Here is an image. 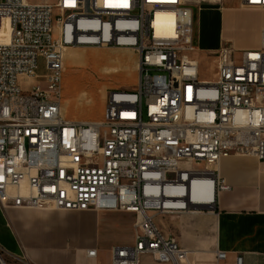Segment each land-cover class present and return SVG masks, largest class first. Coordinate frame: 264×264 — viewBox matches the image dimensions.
Wrapping results in <instances>:
<instances>
[{"label":"built area","instance_id":"built-area-1","mask_svg":"<svg viewBox=\"0 0 264 264\" xmlns=\"http://www.w3.org/2000/svg\"><path fill=\"white\" fill-rule=\"evenodd\" d=\"M215 3L0 0V31L9 22L8 33L0 32V207L135 212V243L113 248L111 264H140L144 254L187 264V252L147 213L211 207L228 189L217 170L223 158L264 161V30L258 50L215 52L217 81L201 83L192 58L195 9ZM243 5L264 8V0ZM157 13L172 15V35L155 33ZM65 47L136 49L138 88L112 91L99 122L66 121ZM203 180L211 181L212 202L190 205L193 183ZM0 264L32 263L0 247Z\"/></svg>","mask_w":264,"mask_h":264},{"label":"crops","instance_id":"crops-1","mask_svg":"<svg viewBox=\"0 0 264 264\" xmlns=\"http://www.w3.org/2000/svg\"><path fill=\"white\" fill-rule=\"evenodd\" d=\"M28 1L46 5L57 2ZM196 11L200 12L197 26L194 24V44L197 43L198 51L217 52L224 46L236 51L260 48L264 8L245 7L243 0H219V3L196 8L195 16ZM237 23L245 25L250 33L238 42L226 37V32L238 30ZM218 25L219 33L213 34L211 30ZM0 32L8 33V20L3 21ZM88 48L93 47L64 48V66L88 50L98 52L104 60L101 71L110 73L102 74L106 80L102 85L104 100L111 90L138 88L139 53L136 49ZM197 53L192 54L193 59ZM117 64L126 67H116ZM115 74L121 77L110 84L108 80ZM60 107L61 116L68 122H99L80 119L72 112L70 101L61 99ZM217 170L228 189L218 192L214 205L207 210L148 212L147 215L163 236L174 239L187 252V264H232L237 255L242 257L243 264H264V161L253 155H233L223 158ZM140 220L138 213L123 210L0 207V247L10 255L25 257L32 264H111L113 248L134 245L136 224ZM91 250H95V256L88 255ZM217 251L225 252L226 259L218 260ZM139 263L173 264L158 262L147 254L140 257Z\"/></svg>","mask_w":264,"mask_h":264},{"label":"rangeland","instance_id":"rangeland-1","mask_svg":"<svg viewBox=\"0 0 264 264\" xmlns=\"http://www.w3.org/2000/svg\"><path fill=\"white\" fill-rule=\"evenodd\" d=\"M35 2H39L41 0H32ZM55 1V0H50ZM197 12V11H196ZM200 12H197L195 16V25L197 26L199 20ZM238 24V30L233 33L226 32V37H232L237 42L246 38L250 33L246 31L245 25L244 27ZM213 34L219 33V25L211 30ZM247 34V35H246ZM245 36V37H244ZM240 47V44L237 43ZM197 43H195V47ZM88 49H95L88 48ZM196 57L193 61L198 65L199 72V80L214 82L217 79L216 74L218 73L219 68V59L218 55L215 52H200L196 50ZM120 59V58H119ZM115 62V61H114ZM121 62V59L120 61ZM104 60L98 56V52L88 50L87 53L83 54L82 57L77 60L71 61L68 65L64 66V82L62 84V101H70L71 109L76 115L80 117V119H89V120H103L104 118V110L106 107L108 95L112 92L109 91L106 99L104 100V91L102 85L106 81L103 80L102 74H110L104 73L101 71ZM68 67V68H67ZM116 67H126L123 65H116ZM67 68V69H66ZM121 75L115 74L111 78H109L110 84H114L116 78H120ZM108 84V82L106 83ZM143 119H146L145 109L143 111ZM194 167L201 168L199 165H193ZM9 263L8 260H6Z\"/></svg>","mask_w":264,"mask_h":264},{"label":"bare ground","instance_id":"bare-ground-1","mask_svg":"<svg viewBox=\"0 0 264 264\" xmlns=\"http://www.w3.org/2000/svg\"><path fill=\"white\" fill-rule=\"evenodd\" d=\"M106 2L113 3L116 6H126L127 5V0H105V3ZM172 21H173V17L171 14L157 13L156 19H155V25H156L155 33L158 35H162V36L172 35L173 33ZM216 81L214 82L200 81V82L201 83H215ZM212 198H213L212 185H211V181H208V180L196 181L195 183H193L191 190L188 193V199L190 201V205H197V206L206 205L212 202ZM182 204H183V201H179L178 205H182Z\"/></svg>","mask_w":264,"mask_h":264},{"label":"water","instance_id":"water-1","mask_svg":"<svg viewBox=\"0 0 264 264\" xmlns=\"http://www.w3.org/2000/svg\"><path fill=\"white\" fill-rule=\"evenodd\" d=\"M196 209H198V210H207L208 208L207 207H197Z\"/></svg>","mask_w":264,"mask_h":264}]
</instances>
